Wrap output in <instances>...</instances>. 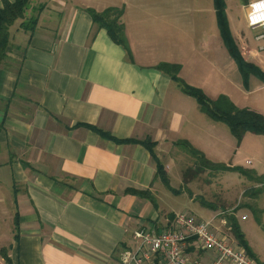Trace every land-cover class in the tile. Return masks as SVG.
<instances>
[{"label": "crops", "instance_id": "obj_1", "mask_svg": "<svg viewBox=\"0 0 264 264\" xmlns=\"http://www.w3.org/2000/svg\"><path fill=\"white\" fill-rule=\"evenodd\" d=\"M192 4L29 0L27 11L38 7L36 26L26 32L17 20L9 28L0 65V227L12 218L10 238L0 241L5 264L3 253L8 264H122L137 231L168 228L177 213L161 199L174 193L137 142L154 143L168 173L178 167L176 142L192 143L210 160L213 137L224 131L156 69L179 65V78L214 98L208 93L212 61L197 57L213 27L214 4ZM108 8L122 10L131 60L87 11ZM188 13L196 17L195 30L200 23L195 43L188 30L182 34ZM98 130L136 143H115Z\"/></svg>", "mask_w": 264, "mask_h": 264}, {"label": "rangeland", "instance_id": "obj_2", "mask_svg": "<svg viewBox=\"0 0 264 264\" xmlns=\"http://www.w3.org/2000/svg\"><path fill=\"white\" fill-rule=\"evenodd\" d=\"M192 1L182 0L183 8H191ZM223 1L230 36L248 65L244 72L228 53L217 26L215 13L213 27L211 31L208 30L207 39L205 36L201 39L200 23H197L195 30L193 27L196 17L193 13H188L183 18V37L185 30H188L194 43L201 39L200 47L204 49L206 55L198 51L197 57L202 61L209 59L212 61L213 76L209 79L210 86H208V93L214 97L212 100L223 95L237 108L248 109L260 114L264 119V39L257 40L256 37L261 31L252 30L247 26L245 6L249 0ZM35 6L36 12L38 7ZM35 12L27 11L20 19V25L28 26ZM191 28L193 29L189 31ZM206 40L207 44L203 47ZM222 67V72L218 71L217 68ZM219 91L224 93L218 94ZM189 100L194 102L191 98ZM220 126L224 131H221L216 139L213 137L215 146L210 154V161L230 169L195 172L194 159L182 146L176 148L175 161L178 167H172L167 175L170 186L179 191L177 195L167 193L166 197H162L161 201L164 205L162 207L169 205L174 213H186L201 222H208L214 217L212 231L226 235L229 242L238 245L229 229L228 221L231 217L235 218L254 263L264 264V183L255 182L240 174V170L249 171L255 178L264 179V135L247 132L239 141L224 124ZM188 143L197 149L192 143ZM252 192L257 193L256 197L252 196ZM244 216L246 220H242ZM3 219L4 223L0 227L3 238L0 241H7L12 234L10 232L12 218L6 216ZM221 219L226 225H221ZM0 264L5 263L0 259Z\"/></svg>", "mask_w": 264, "mask_h": 264}, {"label": "trees", "instance_id": "obj_3", "mask_svg": "<svg viewBox=\"0 0 264 264\" xmlns=\"http://www.w3.org/2000/svg\"><path fill=\"white\" fill-rule=\"evenodd\" d=\"M29 0H14L9 2L8 0H1L0 6V65L5 58L6 50L9 45V28L17 21L24 17L27 12ZM214 11L218 29L222 35L224 44L228 50L229 55L235 60L239 69L244 72L245 67L248 65L241 56L239 49L233 42L228 29L227 18L225 15V3L223 0H213ZM88 14L92 19V23L97 26L98 29L106 31L108 37L113 43L119 45L125 51L127 57L131 60V53L128 47V43L125 37L123 25L120 23L122 10L117 8H108L102 12H96L88 9ZM37 18H31L27 25H20L21 29L26 32H32L36 26ZM251 65V64H250ZM156 69L165 72L171 77L173 82L177 84L181 92L195 100L199 107V111L204 114L208 119L213 122L224 124L239 141L243 138L247 132L264 135V119L260 114L249 111L248 109H239L228 100L227 97L220 95L216 99H210L201 89L193 87L185 83L178 74L180 71L179 65L161 63L156 66ZM252 70V68H250ZM102 138L109 139L118 144H126L130 142L136 143L134 140H118L112 136L96 131ZM147 149L156 161V175L163 185L172 193L177 194L178 191L173 190L170 186L168 175L163 165H161L154 156L153 147L154 143L149 141L137 142ZM174 146L184 148L189 155L194 159L196 165L195 172L208 171H225L229 170L221 164H215L208 160L202 152L194 149L187 141H178ZM182 146V147H181ZM240 174L245 177L253 179L255 182L264 183V179L255 178L254 174L249 171L240 170ZM257 193L252 192V196L256 197ZM151 202H154L151 199ZM205 206V204H204ZM255 211V210H254ZM255 213V212H254ZM230 230L237 241L238 245L242 247L246 253L252 258L249 248L244 240L243 234L237 224L235 218L228 219ZM259 222V219H257ZM3 253V252H2ZM3 259L8 264L10 260L3 253Z\"/></svg>", "mask_w": 264, "mask_h": 264}, {"label": "built area", "instance_id": "obj_4", "mask_svg": "<svg viewBox=\"0 0 264 264\" xmlns=\"http://www.w3.org/2000/svg\"><path fill=\"white\" fill-rule=\"evenodd\" d=\"M245 11L247 26L261 31L257 40L264 39V0H249ZM214 220L201 222L180 213L159 233L137 231V244L123 253L122 264H255L242 247L212 231Z\"/></svg>", "mask_w": 264, "mask_h": 264}]
</instances>
